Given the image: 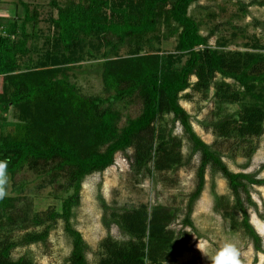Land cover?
I'll use <instances>...</instances> for the list:
<instances>
[{
	"label": "trees",
	"instance_id": "obj_1",
	"mask_svg": "<svg viewBox=\"0 0 264 264\" xmlns=\"http://www.w3.org/2000/svg\"><path fill=\"white\" fill-rule=\"evenodd\" d=\"M193 1L49 0L56 13L49 18L54 32L44 38V63L23 71L18 70L19 61L32 52L37 9L20 0L22 20L0 18V115L11 113L13 118L0 132L2 174L13 178L27 168L43 176L42 186L56 185L68 193L60 209L49 207L44 212H35L32 201L22 199L25 184L13 185L16 194L0 197V264H33L25 255L12 259V249L44 242L58 220L70 237L67 263L88 264V245L72 223L84 179L113 165L117 152L127 154L129 168L138 178L186 165L182 141L167 126V115L182 127L190 154L199 155L196 183L188 194L180 228L171 227L178 210L168 205L118 209L100 198L108 234L98 245V264L176 261L187 247L189 232H197L191 216L207 168L220 174L232 197L230 202L215 194L214 210L229 220L232 229L242 230L257 253H264L248 213L249 206L256 207L249 187L264 186V177H259L264 164L254 172L230 170L222 155L193 130L179 103L187 89L206 96L212 89L217 106L209 124L212 133L219 140L235 141V148L249 157L253 149L244 142L262 138L264 144V53L255 51L264 49V44L250 38L248 47L254 50H220L217 47L224 45L220 41L210 46L215 29L201 33L200 23L188 12ZM236 2L241 12L250 5L264 7V0ZM171 37L176 39L177 54L159 52L156 43ZM90 38L107 50L101 64L103 96L83 95L69 80L68 71L81 60V46ZM124 48L128 54L119 55ZM135 101L140 103L138 115L120 124L122 107ZM232 105L237 108L229 109ZM112 224L123 238L109 234ZM16 230L22 236L11 241Z\"/></svg>",
	"mask_w": 264,
	"mask_h": 264
},
{
	"label": "rangeland",
	"instance_id": "obj_2",
	"mask_svg": "<svg viewBox=\"0 0 264 264\" xmlns=\"http://www.w3.org/2000/svg\"><path fill=\"white\" fill-rule=\"evenodd\" d=\"M30 4V8H36L39 16L35 32L36 39L31 42L32 52L20 59L19 71L26 70L27 67H42L44 59V49L46 44L44 38L51 36L54 28L49 21L51 15H55V10L49 5V0H24ZM248 3L251 0H239ZM24 8L20 0H0V18L12 19L13 17L22 20ZM189 14L200 23L201 33L207 34L210 29H215L214 35L209 38L212 47L217 46V42L224 43L217 47L220 50H254L248 47L253 39L264 44V7L250 5L246 12H241L236 0H194L189 6ZM52 16V17H53ZM30 31V24L27 25ZM233 33L235 35H233ZM176 39L171 37L160 40L156 46L159 52L177 54ZM104 47L96 46L93 38L86 40L80 49L81 60L68 71L69 80L75 84L80 92L86 96L105 95L101 79V64L104 60ZM255 51L263 52L264 49L257 48ZM127 49H121L119 55L126 56ZM111 57L115 55L109 54ZM182 58L177 61L181 63ZM195 78L191 77V81ZM189 93V97L184 96ZM213 90L206 95L198 94L190 89L185 90L179 100L180 105L189 115V122L193 130L199 137L217 150L223 161L234 172H254L261 164H264V144L262 138H253L251 142H244L246 148L252 147L251 155L235 148V141L219 140L211 131L209 126L211 120L215 118L217 106L213 98ZM237 105H232L229 109H235ZM140 111L139 101L122 107L123 124L127 117H135ZM223 114V113H222ZM221 114V115H222ZM11 113L3 118L0 115V132L7 129L12 123ZM3 122V123H2ZM168 127L173 128V133L182 141V154L187 162L179 170L160 175L153 172L152 175L145 174L143 177H136L130 170V161L127 154L117 152L114 163L102 173H92L84 179L80 193V202L74 209L72 223L81 233L88 245V264H98L99 254L97 251L100 241L108 234L102 222L103 208L100 198L108 204L120 208H132L139 204H163L178 210L176 221L171 227L180 228L183 217L184 206L188 194L193 190L196 183V168L199 164V155L190 154V142L185 136L179 123L172 122V116H165ZM130 155L131 150H127ZM249 154V153H248ZM259 177H264V169L260 171ZM206 183L199 199L195 202L192 221L197 230L196 233L189 232L190 237L187 247L182 251L174 262L163 264H212L213 257L226 245H232L238 252L239 264H264V253L256 252L250 238L240 229H232L229 220L221 216L214 210V195H224L230 202L232 201L230 189L226 181L219 173H214L207 168L205 175ZM0 190L4 195L16 194L12 192L13 185L25 184L20 196L22 199H29L33 203L35 212L47 211L49 207L60 209L62 197L68 193H62L56 185L46 184L43 176L27 168L17 173L13 178L8 174L0 175ZM173 182V184H169ZM213 185V187H212ZM251 199L256 207L249 206L248 213L250 222L261 236V246L264 250V186H250ZM57 195V196H56ZM22 201V200H21ZM25 202V201H24ZM22 205V204H21ZM40 229V228H37ZM29 230H33L30 228ZM190 229H187L189 231ZM3 229L1 235H3ZM109 234L116 239L123 238L122 232L115 224L111 225ZM12 240H17L22 236L19 231H12ZM70 237L64 230L62 220L51 228L48 238L44 242L33 244H19L11 251L12 259H17L23 255L30 258L33 264H68L67 258L70 253Z\"/></svg>",
	"mask_w": 264,
	"mask_h": 264
},
{
	"label": "clouds",
	"instance_id": "obj_3",
	"mask_svg": "<svg viewBox=\"0 0 264 264\" xmlns=\"http://www.w3.org/2000/svg\"><path fill=\"white\" fill-rule=\"evenodd\" d=\"M0 175H2V167H0ZM3 181H0L2 183ZM4 195V192L0 190V197ZM238 252L232 245H226L225 249H221L213 257L212 264H239L237 259Z\"/></svg>",
	"mask_w": 264,
	"mask_h": 264
}]
</instances>
